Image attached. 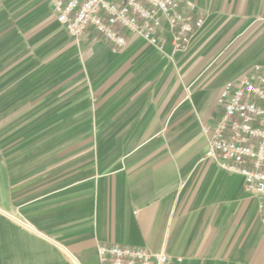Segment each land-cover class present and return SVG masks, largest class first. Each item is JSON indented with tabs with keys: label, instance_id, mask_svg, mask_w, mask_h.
<instances>
[{
	"label": "crops",
	"instance_id": "1",
	"mask_svg": "<svg viewBox=\"0 0 264 264\" xmlns=\"http://www.w3.org/2000/svg\"><path fill=\"white\" fill-rule=\"evenodd\" d=\"M179 2L205 16L185 52L168 27L163 50L127 33L114 51L51 0H0V264H101V246L264 264L259 200L204 132L264 66V0Z\"/></svg>",
	"mask_w": 264,
	"mask_h": 264
},
{
	"label": "built area",
	"instance_id": "2",
	"mask_svg": "<svg viewBox=\"0 0 264 264\" xmlns=\"http://www.w3.org/2000/svg\"><path fill=\"white\" fill-rule=\"evenodd\" d=\"M51 1L58 22L76 40L94 29L114 51L127 45V33L163 50L160 33L168 27L174 50L185 52L205 25L202 12L179 0ZM218 107L221 116L216 125L204 129L209 138L206 158L244 178L247 191L259 200L264 223V66L256 65L243 78L227 82ZM98 253L101 264H174L167 254L129 246H101Z\"/></svg>",
	"mask_w": 264,
	"mask_h": 264
}]
</instances>
